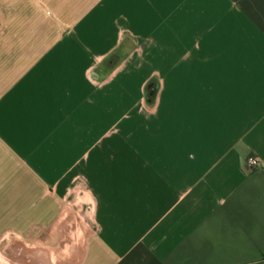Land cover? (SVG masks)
Returning <instances> with one entry per match:
<instances>
[{
    "label": "crops",
    "instance_id": "obj_1",
    "mask_svg": "<svg viewBox=\"0 0 264 264\" xmlns=\"http://www.w3.org/2000/svg\"><path fill=\"white\" fill-rule=\"evenodd\" d=\"M0 248L264 264V0H0Z\"/></svg>",
    "mask_w": 264,
    "mask_h": 264
},
{
    "label": "built area",
    "instance_id": "obj_2",
    "mask_svg": "<svg viewBox=\"0 0 264 264\" xmlns=\"http://www.w3.org/2000/svg\"><path fill=\"white\" fill-rule=\"evenodd\" d=\"M245 163H246L247 169L249 171H251V170H254V169H256L258 167V165H259V159L256 156L249 155L246 158V162Z\"/></svg>",
    "mask_w": 264,
    "mask_h": 264
},
{
    "label": "trees",
    "instance_id": "obj_3",
    "mask_svg": "<svg viewBox=\"0 0 264 264\" xmlns=\"http://www.w3.org/2000/svg\"><path fill=\"white\" fill-rule=\"evenodd\" d=\"M115 64H117V59L115 60V61H112V65H111V67H113ZM146 94H147V96H150L149 94V89H147L146 90Z\"/></svg>",
    "mask_w": 264,
    "mask_h": 264
},
{
    "label": "rangeland",
    "instance_id": "obj_4",
    "mask_svg": "<svg viewBox=\"0 0 264 264\" xmlns=\"http://www.w3.org/2000/svg\"><path fill=\"white\" fill-rule=\"evenodd\" d=\"M78 233H81V232L77 231V232L75 233V235L78 234ZM82 233H83V232H82ZM70 234H71V233H70ZM0 249H1V248H0ZM32 250H33L32 253H34V254H35V252H37V250H34V249H32ZM37 253H38V252H37ZM35 255H36V254H35ZM36 258H37V257H36ZM37 259H38V258H37ZM37 259H36V260H37ZM20 262H21V261H20Z\"/></svg>",
    "mask_w": 264,
    "mask_h": 264
}]
</instances>
